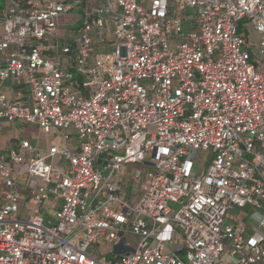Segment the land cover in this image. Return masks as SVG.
<instances>
[{
	"label": "built area",
	"instance_id": "1",
	"mask_svg": "<svg viewBox=\"0 0 264 264\" xmlns=\"http://www.w3.org/2000/svg\"><path fill=\"white\" fill-rule=\"evenodd\" d=\"M86 1L0 0V264H264V0Z\"/></svg>",
	"mask_w": 264,
	"mask_h": 264
},
{
	"label": "rangeland",
	"instance_id": "2",
	"mask_svg": "<svg viewBox=\"0 0 264 264\" xmlns=\"http://www.w3.org/2000/svg\"><path fill=\"white\" fill-rule=\"evenodd\" d=\"M89 6V5H88ZM87 8H80L74 12V15L69 16V19H65V24L61 27L64 31L67 33L72 32V30L78 26L79 21L78 18L80 15L85 13ZM73 18V19H72ZM68 20V21H67ZM77 22V23H76ZM239 31L244 34L245 36L250 37L254 42L258 41L261 38V35L252 30L248 29L247 27L243 26L241 24V27ZM39 131V128L35 124L26 123L23 121H16V122H8L7 127L4 129V131L0 132V150H6L11 147H16V142L21 141L22 139H31L33 142H36L35 134ZM40 140L38 141V144L40 147L45 148L47 144L48 137L50 140L54 139L55 132L51 131L49 133L40 130L39 131ZM3 152V151H0ZM135 166V164H127L124 166L123 171L121 172L122 176L124 178H127L131 184H136L137 180L131 175V169ZM175 208L178 207L177 204H173ZM251 208L247 206L244 208V211H249ZM239 209H236V212ZM182 246L183 243H180ZM119 248L123 249L122 246H119ZM118 251V244L117 242L111 243L108 241H104L101 243V246H95L91 252L96 256H102L107 255L109 258L113 257V255L116 254ZM179 256L183 257L182 253L178 254Z\"/></svg>",
	"mask_w": 264,
	"mask_h": 264
},
{
	"label": "crops",
	"instance_id": "3",
	"mask_svg": "<svg viewBox=\"0 0 264 264\" xmlns=\"http://www.w3.org/2000/svg\"><path fill=\"white\" fill-rule=\"evenodd\" d=\"M98 3V0H87L84 4H82V5H80L79 6V8H80V10H81V7L82 8H87V6L89 5V7L90 8H92L93 6H95L96 4ZM146 4H148V2H146ZM78 8V9H79ZM77 9V10H78ZM77 10H75V11H77ZM185 28H188V26L187 25H185ZM7 127V123L5 124V126L3 127V129H2V131H4V129ZM1 131V132H2ZM64 131H67V132H70V134L73 136V142H72V146H75V145H77L78 143H77V140H76V138H75V136H76V133H75V130L73 129V128H68V129H65ZM55 132V137H54V139L57 137V132L56 131H54ZM63 132V131H62ZM35 138H36V141H39L40 140V136H39V131L37 132V134H35ZM54 139H52V140H54ZM23 140V139H22ZM31 140V139H30ZM52 140H50V138L48 137V140H47V144L49 145V143L52 141ZM19 143V141H17L16 142V145ZM47 145V146H48ZM46 146V147H47ZM45 147V148H46ZM44 148V149H45ZM2 150V149H1ZM21 180L23 181V182H25L27 179H26V176H23V177H21ZM22 203H23V206H22V209H23V212L25 213V215H29L30 214V210H31V207H32V204H33V200H32V195H31V193L29 192V190L26 188H24V190H23V198H22Z\"/></svg>",
	"mask_w": 264,
	"mask_h": 264
},
{
	"label": "trees",
	"instance_id": "4",
	"mask_svg": "<svg viewBox=\"0 0 264 264\" xmlns=\"http://www.w3.org/2000/svg\"><path fill=\"white\" fill-rule=\"evenodd\" d=\"M79 25H80V24H78V26H79ZM78 26H77V27H78Z\"/></svg>",
	"mask_w": 264,
	"mask_h": 264
}]
</instances>
